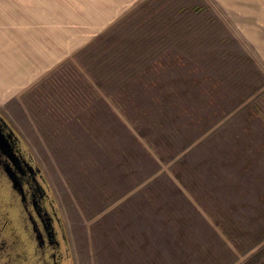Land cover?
<instances>
[{
    "label": "rangeland",
    "instance_id": "obj_1",
    "mask_svg": "<svg viewBox=\"0 0 264 264\" xmlns=\"http://www.w3.org/2000/svg\"><path fill=\"white\" fill-rule=\"evenodd\" d=\"M151 3L159 17L121 33L153 60L119 61L127 90L71 110L38 90L0 114L46 179L72 264H264V0Z\"/></svg>",
    "mask_w": 264,
    "mask_h": 264
},
{
    "label": "crops",
    "instance_id": "obj_2",
    "mask_svg": "<svg viewBox=\"0 0 264 264\" xmlns=\"http://www.w3.org/2000/svg\"><path fill=\"white\" fill-rule=\"evenodd\" d=\"M144 1L0 0V109L38 96L50 74Z\"/></svg>",
    "mask_w": 264,
    "mask_h": 264
},
{
    "label": "flooded vegetation",
    "instance_id": "obj_3",
    "mask_svg": "<svg viewBox=\"0 0 264 264\" xmlns=\"http://www.w3.org/2000/svg\"><path fill=\"white\" fill-rule=\"evenodd\" d=\"M9 129L13 130L0 114V132L7 141L0 142V264H72L63 221L46 179L22 140ZM7 152L14 153L15 160ZM4 164L16 173L21 194Z\"/></svg>",
    "mask_w": 264,
    "mask_h": 264
},
{
    "label": "trees",
    "instance_id": "obj_4",
    "mask_svg": "<svg viewBox=\"0 0 264 264\" xmlns=\"http://www.w3.org/2000/svg\"><path fill=\"white\" fill-rule=\"evenodd\" d=\"M151 1L155 0H146L142 3H140L134 10L126 14L123 18H121L117 23H115L112 27H110L107 31L97 35L94 37L92 42L83 48L82 50H79L75 56L74 61H67L63 63L58 69H56L52 74L48 76L42 83H40L37 87V91L41 90L42 87H47L43 91L46 93L48 90L51 92V94H46V97L50 100L52 93L59 98V104L60 106H67L70 110L71 108L75 109L79 107V109H82L85 103H87V106H90L93 102L100 99V95L98 94L99 90L105 91L106 88L113 87L117 91L119 90H127L128 87H130L129 83L132 81L131 79H128L131 77V73H129V69L132 65H138V66H145L143 70L140 72L142 73L145 70H149V64L152 63V57H145V50L139 51V46L141 43L140 38H132L128 40V36H121V33L124 31L125 27L129 25L128 23L132 20L133 26H144L146 24H143V19H141V14L145 11H149L148 15L150 17H157V10H154L152 8L153 3ZM170 1V0H167ZM156 9V8H155ZM159 9V8H158ZM151 10V11H150ZM199 8H192L190 9L191 12H198ZM178 12L186 13L189 11L187 8L179 7L177 8ZM140 16V17H139ZM138 17V18H136ZM159 17V16H158ZM134 18V20H133ZM136 18V20H135ZM149 25V24H148ZM168 25H176L172 22V19L168 20ZM153 42L155 38H152ZM144 41V40H143ZM175 43H178L177 41ZM129 44V45H128ZM134 50L132 56L128 55V51ZM151 51V50H150ZM104 55H107L106 59L113 60L115 63H109L112 66L117 63V67L115 69H110L109 76L106 78L103 77L105 74V71L108 70V68L104 67L103 62H101ZM85 58L86 63L89 61H92V65L97 66V69L95 68H87V73L91 76L89 79H84V75H79L75 70V63L79 58ZM144 57V58H143ZM101 58V59H100ZM125 58H130L131 63H133L129 68H126L123 64L122 59L126 60ZM141 59L140 61L142 63H137V59ZM100 59V60H99ZM107 64V65H109ZM155 65L157 67H164L163 64L160 62H156ZM151 66V67H156ZM99 71L100 74L97 72ZM114 71V72H113ZM116 72V73H115ZM127 73V79H122L121 77H117V75H121L120 73ZM129 73V75H128ZM138 73V74H140ZM99 77H95L98 76ZM79 77V78H78ZM68 81H71L68 83ZM45 85V86H43ZM155 86L154 83H151V85H147V88H153ZM38 92V99L44 100V92ZM122 93V92H121ZM117 99L120 98V94ZM79 100V102H78ZM124 102V101H123ZM126 102L129 104L130 100H126ZM79 104V105H78ZM56 105V104H54ZM130 106V105H127ZM126 106V107H127ZM112 110V108H109ZM255 109L257 113L262 117L264 120V95L259 100L258 103L255 104ZM60 111H63V108L60 109Z\"/></svg>",
    "mask_w": 264,
    "mask_h": 264
},
{
    "label": "water",
    "instance_id": "obj_5",
    "mask_svg": "<svg viewBox=\"0 0 264 264\" xmlns=\"http://www.w3.org/2000/svg\"><path fill=\"white\" fill-rule=\"evenodd\" d=\"M1 121H2L1 124H7L4 120L1 119ZM9 130H10L12 136H14V137L16 138V135H15L14 131L11 130V129H9ZM0 142H3L4 144L7 143V141H6V139H5V136H4L1 132H0ZM7 146H8V145H7ZM0 151H1V147H0ZM7 155H8L10 158H12V160H15V158H16L14 153L11 154V153H8V152H7ZM3 167H4V170L6 171L8 177H9L10 180L12 181V185H13L14 189L19 190V192H20V194H21V193H22V187H21V185H20V183H19V181H18V179H17L16 173H15V172L12 170V168L9 167V165H7V164H4Z\"/></svg>",
    "mask_w": 264,
    "mask_h": 264
}]
</instances>
